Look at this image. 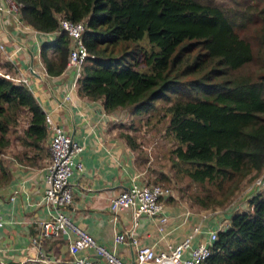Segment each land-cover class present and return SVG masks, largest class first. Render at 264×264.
Masks as SVG:
<instances>
[{
	"label": "trees",
	"instance_id": "1",
	"mask_svg": "<svg viewBox=\"0 0 264 264\" xmlns=\"http://www.w3.org/2000/svg\"><path fill=\"white\" fill-rule=\"evenodd\" d=\"M34 28L58 29L59 18L83 21L89 56L78 92L100 100L109 111L131 106L140 114L155 101L176 94L166 107V126L176 144L172 166L192 183L208 184L200 207L225 205L264 158V0H15ZM71 40L65 31L41 45L48 73L67 62ZM50 53H48V51ZM256 61L255 71L244 68ZM189 75L185 81L181 77ZM25 158L49 156L44 110L24 83L0 74V147L18 114ZM131 149L134 137L121 133ZM0 159V184L7 176ZM228 188L225 190V184ZM223 194V195H220ZM217 233L202 264H264V191L248 198Z\"/></svg>",
	"mask_w": 264,
	"mask_h": 264
},
{
	"label": "crops",
	"instance_id": "2",
	"mask_svg": "<svg viewBox=\"0 0 264 264\" xmlns=\"http://www.w3.org/2000/svg\"><path fill=\"white\" fill-rule=\"evenodd\" d=\"M0 4L4 8L12 6L9 0H0ZM49 33L54 34V31L34 28L15 7L0 12V41L5 46L0 49V70L28 79L29 89L43 110L50 111L54 119L83 145L76 156L82 163L81 170L75 169L70 176L73 201L65 211L98 242L112 246L114 231L127 230L131 217L128 210H123L114 220L108 207L109 198L127 187L131 177L139 171L131 148L113 126L119 117L118 108L107 111L100 100L81 95L78 87H73L74 67L65 65L60 73L53 75L40 63L41 45ZM66 93L72 94L73 102L64 99ZM26 125L27 122L23 128ZM44 145L48 148V137ZM5 147L7 152H0L7 158L3 159L7 176L0 184V214L4 218V225L0 227V264H41L34 259L38 252L29 239L36 230V220L45 217L49 209L42 197L46 186L43 175L48 171L49 156H43L42 162L38 158L28 160L18 137L9 139ZM252 193L248 192L250 196ZM247 197L233 200L222 210L207 211L203 210L205 208L191 209L184 198L172 194L167 198L164 210L166 221L159 223L158 218L142 215L136 232L141 243L159 250L180 241L191 231L192 225L200 224V231L193 237L194 245L208 240L209 229L216 228L222 219L248 208ZM42 250L53 260L60 257L59 264H72L65 238L45 241ZM82 253L101 259L91 248ZM116 253L130 263L135 259L129 237L118 243Z\"/></svg>",
	"mask_w": 264,
	"mask_h": 264
},
{
	"label": "built area",
	"instance_id": "3",
	"mask_svg": "<svg viewBox=\"0 0 264 264\" xmlns=\"http://www.w3.org/2000/svg\"><path fill=\"white\" fill-rule=\"evenodd\" d=\"M9 1L12 6L4 8L0 4V12L10 11V8L14 7L15 10L19 9V4L16 1L15 3L13 0ZM83 28L84 24L81 20L73 21L60 17L58 29L54 30V34L49 33L50 36L46 37V41H50L60 31L67 32L71 44L66 65L75 69L73 87H78V80L82 76V65L89 56L82 42ZM4 48V44L0 41V49ZM41 60L40 63H43ZM31 71H34L32 66ZM0 74L16 83H24L27 86L29 84L25 77L14 76L1 70ZM64 99L74 101L70 93H66ZM44 123L50 152L48 171L43 175L46 186L42 197L49 209L45 217L36 220V230L29 239L30 245L38 252V256L34 257L35 260L40 261L41 264H59L61 258L56 257L53 260L46 256V252L42 250V244L47 240L65 238L72 257V264H131L116 253L118 243L129 237L134 247L135 264H202L204 262L211 253V245L217 238L218 231L229 225V218L222 219L216 228L209 229L208 240L199 241L194 245L193 237L200 231V224L192 225L191 231L187 235L174 244H168L165 249L155 250L153 246L141 243L136 232L139 217L146 215L158 218L159 223L166 221L164 210L167 206V198L172 195V191L164 184L143 180L140 171L131 177L127 187L109 198L108 207L114 220L123 210H128L131 217L127 230L114 231L112 246L98 242L93 235L77 225L65 209L73 201L70 176L75 169L81 170L82 163L80 160H76V156L83 149V145L78 143L63 125L54 119L50 111L44 112ZM247 189L253 193L264 190V158L261 170L255 175ZM3 225L4 218L0 214V227ZM158 226L162 229V226L159 224ZM87 248L93 249L101 259L90 258L87 254L82 253Z\"/></svg>",
	"mask_w": 264,
	"mask_h": 264
},
{
	"label": "rangeland",
	"instance_id": "4",
	"mask_svg": "<svg viewBox=\"0 0 264 264\" xmlns=\"http://www.w3.org/2000/svg\"><path fill=\"white\" fill-rule=\"evenodd\" d=\"M258 66L259 65L256 61H251V63L244 69L255 71L258 69ZM188 77L189 75H184L180 79L181 81H185ZM181 93L186 94L183 89L177 93L169 92L167 97L155 101L154 108L148 111H143L140 114L133 113L131 106L119 107L117 111L119 117L113 126L117 132L124 134L129 133L134 137L136 147L131 150L134 157V163L137 170L141 172L143 180L168 186L171 189L172 194L182 199L184 198L185 203L188 204L191 209L196 207V209L205 208L203 210L207 211H214L217 209L222 210L228 207L233 200L239 198L243 199L249 195L247 187L251 184L256 174L244 178L223 206L213 205L200 207L198 202L193 200L195 195L205 196L208 192L207 189H210L213 192V195L216 192L215 188L210 187L208 184L198 185L192 183L188 177L176 172L172 166V148L175 146L176 142L166 129L169 120V114L166 111V107L171 103L170 99H174L176 94L179 95ZM27 115L28 114L23 110L18 114L16 124L12 125L10 132L8 133V139H15L20 133H22V129L27 122ZM5 148L0 147V152L6 153L7 150H5ZM24 149L25 151L27 150L30 155H34V149L25 147ZM0 159L4 161L3 159L6 160L7 158L0 154ZM38 159L42 162V155H40ZM227 188L228 183L225 184V190H227ZM220 195L223 194L220 193ZM249 197L250 195L247 198ZM247 209H249V204L248 208L244 210Z\"/></svg>",
	"mask_w": 264,
	"mask_h": 264
},
{
	"label": "water",
	"instance_id": "5",
	"mask_svg": "<svg viewBox=\"0 0 264 264\" xmlns=\"http://www.w3.org/2000/svg\"><path fill=\"white\" fill-rule=\"evenodd\" d=\"M131 264H135V259L131 261Z\"/></svg>",
	"mask_w": 264,
	"mask_h": 264
}]
</instances>
